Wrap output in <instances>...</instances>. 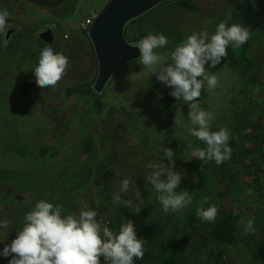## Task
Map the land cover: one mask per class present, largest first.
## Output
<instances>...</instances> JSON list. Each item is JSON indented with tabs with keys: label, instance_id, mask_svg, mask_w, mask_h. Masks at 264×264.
<instances>
[{
	"label": "rangeland",
	"instance_id": "374dc122",
	"mask_svg": "<svg viewBox=\"0 0 264 264\" xmlns=\"http://www.w3.org/2000/svg\"><path fill=\"white\" fill-rule=\"evenodd\" d=\"M109 1L76 0L74 9L67 6L60 10L61 16L72 12L67 23L57 27L55 44L65 41L67 32L82 34L79 26L89 11L97 8L101 12ZM189 2L196 6V11L165 4L131 24L130 42L135 44L149 33H163L169 44L157 51L164 53L174 50L194 32L213 34L222 21H227L229 26L239 23L248 27L251 31L248 42L239 48L232 45L239 68L222 62L211 68L209 62L205 68L217 75L218 84L214 91H209L205 82L198 98L201 108L214 114L210 130L227 128L231 138L243 126L249 130V103L264 96V65L259 69L258 58L263 54L257 53L264 49V0H255V7L252 0ZM57 24L51 22L54 27ZM33 29L18 28L16 37L10 40L11 47L5 52L0 47V219L9 221L7 229L0 228V252L16 238L25 214L38 201L47 200L63 208L62 216L78 215L85 206L96 210L98 221L114 233H118L123 223L133 221L137 237L147 241L144 251L156 252L160 242L173 241L174 237H180V245L190 248L181 237L189 235L193 248L199 250L205 244L204 249L212 252L213 261L196 254L189 264H262L264 260L253 263L264 244L261 228L255 230L258 238L240 241L233 248L216 247L210 238L206 239L215 222L229 211L239 212L245 222L252 216L249 197L251 188L258 186L249 166L252 152L243 154L229 139L231 158L220 165L192 157L193 148L205 145L188 132L191 126L188 105L183 99L172 97L173 89L137 62L128 64L112 78L102 96V112L93 96L68 97L69 86L75 85L73 78L77 80L76 75H81L77 73L78 66L79 70L86 68L91 75L88 84L92 87L97 76L98 68L91 72L84 66L94 61L95 67V54L88 38V61L80 52L85 60L78 57V66L68 70L74 71L71 76H64L54 88L41 89L34 68L46 43ZM134 30L136 34L132 33ZM142 33L144 36L138 38ZM72 47L66 45L62 52L70 65L74 58ZM237 135L241 141L238 144L245 145L249 133L240 131ZM89 141L92 149L85 152ZM164 148L173 150L174 168L164 155ZM149 163H161L182 174L176 191L187 190L193 195V202L186 210L179 213L162 210L158 193L146 179L151 171L146 168ZM111 168L114 174L104 184L103 175ZM125 178L129 179L130 188L127 193H120L121 199L139 204L135 200V192L139 191L143 204L138 214L133 208L113 203V193L118 192L119 182ZM205 196L208 203L201 205L199 202ZM210 205L218 209L215 221L198 219L197 208ZM191 216L196 218L194 232L189 227Z\"/></svg>",
	"mask_w": 264,
	"mask_h": 264
},
{
	"label": "clouds",
	"instance_id": "9594fccd",
	"mask_svg": "<svg viewBox=\"0 0 264 264\" xmlns=\"http://www.w3.org/2000/svg\"><path fill=\"white\" fill-rule=\"evenodd\" d=\"M252 3L255 7V0ZM9 15L6 9L0 10V47L3 48L10 43L7 38ZM231 18L229 15L228 19ZM250 33V29L242 24L232 23L229 26L227 21H222L213 34L207 31L194 32L170 52L157 51L169 44L163 33H149L132 45L140 53L139 59L134 62L143 65L161 83L173 89L170 92L172 97L183 99L188 105L191 125L188 132L205 145L203 148H193L191 156L205 163L215 161L220 165L230 159L232 153L229 147V130L220 128L218 131H211L214 114L202 109L197 102L205 82L209 91H214L218 84L217 75L206 70L205 65L210 62V67L216 68L227 56L228 46L232 44L239 48L245 45ZM69 63L68 57L55 52L46 43L34 68L37 85L41 89L56 87L65 76ZM158 98L162 97L158 95ZM163 151L171 162V168H174L173 150L164 148ZM146 168L151 170L146 177L147 182L158 193L157 200L165 213H179L192 204L193 195L187 190L176 191L181 183V173L161 163H149ZM129 188V179L120 181L118 192L113 193V203L133 208L138 214L143 204L139 191L135 192V200L140 201L139 204L121 199L120 193H127ZM199 203L207 204L208 198L203 197ZM62 212L61 206H54L47 200L38 201L25 214L23 226L17 230L16 238L3 248L0 255L11 256L9 264H101V257L106 264H134V259H143L144 244L147 241L137 237L133 221L123 223L118 233H114L106 224L98 221L97 211L87 209V206L78 215L62 216ZM217 214L215 205L207 208L200 206L196 210L197 218L204 222H214ZM240 224L244 225L246 234H255L252 220H247L246 224L241 220ZM8 227L9 221L0 219V228Z\"/></svg>",
	"mask_w": 264,
	"mask_h": 264
},
{
	"label": "crops",
	"instance_id": "0c3cea01",
	"mask_svg": "<svg viewBox=\"0 0 264 264\" xmlns=\"http://www.w3.org/2000/svg\"><path fill=\"white\" fill-rule=\"evenodd\" d=\"M75 1L76 0H64V2L60 4L58 7L50 8L47 6L34 4L31 0H0V10L6 9L10 13L8 17V21H7V23L10 25L7 38L11 40L12 37H16L15 31H17L18 28H21L22 31H27V30L30 31L31 29L34 28L33 31L35 30L37 34H41L43 31L51 29L54 35L53 43L51 44L47 43V44L51 45L52 47H58V50L60 47H62L61 48L62 50L58 51V53H62L63 48L66 45L70 44V47L73 46L72 47V50L74 53L73 63L71 65L69 64V67L65 74L66 77L68 75L71 76L72 75L71 73L74 71L70 72L68 70H72V69L74 70L73 67L78 66L79 64L78 57L80 56L79 55L80 52H83V55H85L87 61H88V57H90L89 51H88L89 49H87L88 43H86L88 37L84 34V31H87V30L82 29V24L84 21L79 26L82 34L74 35L71 32H67L64 34L65 41H63L61 44L58 43V46L57 44H55L56 34L58 32L57 27H59L60 24L67 23L68 17L70 13L72 12L70 11L68 16L67 14L66 15L63 14L61 16L59 11L62 10L63 8H66L67 6H71L70 8L72 9L73 6H75ZM177 3L170 2L166 4H170L171 6L173 5L177 8H180L177 5ZM92 11H99V10L97 8H92L87 14L86 18L90 15ZM51 22L59 23V24L55 25L54 27V25H51ZM18 23H21V25L18 26ZM130 26L131 24H129L127 27V32H126L127 38L130 37L128 35ZM132 33L136 34V31L134 30L132 31ZM23 36L26 37L27 35L24 34ZM128 40L130 41V38ZM8 45L9 46H7L6 48L2 47L1 51H4V52L7 51V48L11 47L10 46L11 44H8ZM257 53L263 54L262 57H258L260 59V64H261L260 65L261 67L259 69H262L264 65V49L259 50ZM83 60H85L84 56H83ZM84 66L85 67L87 66V68L91 70V72L96 71L98 68L96 56H95V67H94V61L93 63H90V64L86 62ZM79 68L80 67L78 66L76 70H77V73H81V75H78V74L76 75L77 80L73 78L74 84H75L73 86L86 85L90 81L89 77H91V75L90 74L88 75L86 68L83 70H79ZM86 76H88V78H86ZM73 86H69V87H73ZM261 97H262L261 99L257 98V100L256 99L255 101L251 100L249 103V107H248L250 110L248 113L249 130H245L244 126L242 129V133L243 132L249 133V138L247 141H245L244 143L245 145L240 143L241 147L245 146V149L250 150L252 152L249 165L251 167L250 169L251 172H253V177L257 179L256 182L258 183L257 188H254V189L251 188L250 197H249L251 201L250 208L253 209V214L252 216H250L249 220L253 221L255 230H259V228H261L260 230L262 229L264 230V96L261 95ZM243 125L245 124L243 123ZM246 223L247 222H245V224ZM241 226L242 228H244V225H241ZM249 234L250 235L244 232V234H242L243 237H241L242 235L240 236V241L245 242L246 240L258 238L257 233L255 234L249 233ZM263 235L264 234L260 235V237H262ZM263 260H264V244L261 247V252L259 256L257 257L256 260H253V263L255 262L259 263L260 261L262 262ZM262 264H264V262Z\"/></svg>",
	"mask_w": 264,
	"mask_h": 264
},
{
	"label": "trees",
	"instance_id": "16d2710c",
	"mask_svg": "<svg viewBox=\"0 0 264 264\" xmlns=\"http://www.w3.org/2000/svg\"><path fill=\"white\" fill-rule=\"evenodd\" d=\"M31 1L34 4L43 5V6H47L50 8L58 7L60 4L64 2V0H31ZM166 3H170V2H166ZM163 5L164 4H162L161 6ZM177 5L181 9L186 10L188 12L196 11L195 5L189 1L179 0ZM155 10H157V8L154 9L152 12H154ZM140 19L135 20L131 22L130 24L137 22ZM87 32L88 31H84V34L88 37ZM143 36L144 34L142 33L138 36V38L143 37ZM53 49L55 52L58 53V47H53ZM221 62L234 69L239 68V63H238L239 60L232 48V44L228 46L227 56L223 58ZM67 95L68 97H71L74 95L93 96L95 101H97L96 102L97 109H99L101 112L103 110V104H102L103 94L97 95L96 93H94L93 87L91 86V84L69 87ZM239 129L240 130L238 131V133L240 131L242 132L241 128ZM238 133H235V135L231 136L230 143L233 144L235 147L238 146L237 148L240 149V151L242 150L243 154L245 155L250 154L251 153L250 150H247L245 149V147H241V144L240 145L238 144L239 142H241L240 140L238 141V138H237ZM247 140L248 138L246 137L245 141ZM91 143L92 141H89L86 144V146L84 147L85 152L91 151L92 149ZM234 157L235 156L232 155V158ZM113 174H114V168L107 170L106 173H104L103 175V183L106 184L110 180ZM241 217L242 216L240 215L239 212L229 211L226 215H224L222 218L218 219L215 222L214 226H212V228L210 229L209 235L206 239L210 238L211 242L213 241L215 246L222 245L223 247L226 246V247H232V248L233 246H237L240 242V236L244 234L245 232L244 228H242L240 224ZM195 219H196L195 217L191 216L189 217V220H188V221H191V223L189 224V227L193 228V230L191 229L192 232H194V230H196L197 228ZM181 237H183L187 245L188 244L191 245L190 248L183 247V245H180V237L179 238L174 237L173 241L160 242L156 252L144 251L143 259H134V262L137 264H146L148 262H153L157 264H189L193 256H195L196 254H201V255H205L208 261L209 262L211 261L213 263V261L211 260L212 252L208 253L207 248L206 250L204 249L205 244L203 246H199L200 247L199 250L194 249L191 236L183 235ZM241 237H243V235ZM206 246H207V243H206ZM11 259H12L11 256H8V257L0 256V264H9V261Z\"/></svg>",
	"mask_w": 264,
	"mask_h": 264
},
{
	"label": "water",
	"instance_id": "95a60500",
	"mask_svg": "<svg viewBox=\"0 0 264 264\" xmlns=\"http://www.w3.org/2000/svg\"><path fill=\"white\" fill-rule=\"evenodd\" d=\"M179 0H110L93 25L87 30L98 63L93 92L102 95L115 74L139 59L138 49H134L126 36L128 25L138 20L166 2ZM40 39L53 43L51 29L42 32ZM198 102V100H197Z\"/></svg>",
	"mask_w": 264,
	"mask_h": 264
},
{
	"label": "built area",
	"instance_id": "2783aa9c",
	"mask_svg": "<svg viewBox=\"0 0 264 264\" xmlns=\"http://www.w3.org/2000/svg\"><path fill=\"white\" fill-rule=\"evenodd\" d=\"M99 14H100L99 11H92L90 15L84 20L82 24V29L88 30L93 25ZM100 259H101V264H106L103 257H101Z\"/></svg>",
	"mask_w": 264,
	"mask_h": 264
},
{
	"label": "flooded vegetation",
	"instance_id": "af4514ba",
	"mask_svg": "<svg viewBox=\"0 0 264 264\" xmlns=\"http://www.w3.org/2000/svg\"><path fill=\"white\" fill-rule=\"evenodd\" d=\"M47 31V30H46ZM43 32H45V31H43ZM53 33V32H52ZM53 38H54V35H53Z\"/></svg>",
	"mask_w": 264,
	"mask_h": 264
}]
</instances>
